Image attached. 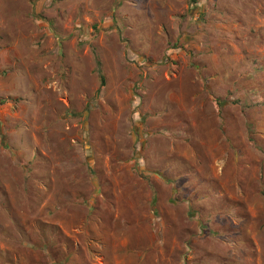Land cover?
I'll list each match as a JSON object with an SVG mask.
<instances>
[{"label": "rangeland", "instance_id": "1", "mask_svg": "<svg viewBox=\"0 0 264 264\" xmlns=\"http://www.w3.org/2000/svg\"><path fill=\"white\" fill-rule=\"evenodd\" d=\"M0 264H264V0H0Z\"/></svg>", "mask_w": 264, "mask_h": 264}, {"label": "trees", "instance_id": "2", "mask_svg": "<svg viewBox=\"0 0 264 264\" xmlns=\"http://www.w3.org/2000/svg\"><path fill=\"white\" fill-rule=\"evenodd\" d=\"M100 74V73H99ZM101 84H102V86H103V84H104V78L101 76Z\"/></svg>", "mask_w": 264, "mask_h": 264}]
</instances>
